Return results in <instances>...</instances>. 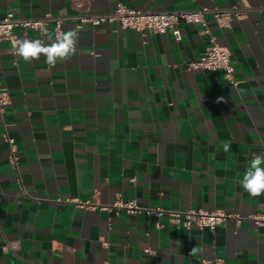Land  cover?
I'll list each match as a JSON object with an SVG mask.
<instances>
[{"label": "crops", "instance_id": "obj_1", "mask_svg": "<svg viewBox=\"0 0 264 264\" xmlns=\"http://www.w3.org/2000/svg\"><path fill=\"white\" fill-rule=\"evenodd\" d=\"M117 4L236 10L227 28L205 18L236 84L187 66L208 43L197 25L181 24L176 41L170 31L82 20ZM9 13L60 17L62 31L74 28L79 39L55 68L1 45L10 104L0 117V264H264V194L251 197L239 184L252 155L264 153V0H0V18ZM47 29L19 38L47 43L53 24ZM5 130L18 145V169ZM117 200L143 210L102 209ZM190 209L243 219L212 233L182 224L177 214ZM11 242L16 252L5 250Z\"/></svg>", "mask_w": 264, "mask_h": 264}, {"label": "built area", "instance_id": "obj_2", "mask_svg": "<svg viewBox=\"0 0 264 264\" xmlns=\"http://www.w3.org/2000/svg\"><path fill=\"white\" fill-rule=\"evenodd\" d=\"M211 15L219 28H227L231 22L238 17L236 10H220L218 8L203 7L195 11H181V12H145L130 9L122 4H117L115 8L107 14H88L82 17V20L91 26H98L102 23L118 22L122 28L135 30L143 33L145 31L151 33H165L170 31L176 41L181 40L180 25L193 24L199 26L200 34L208 38L207 47L202 54L199 61L187 64L191 68H201L216 72L224 80L236 84L234 79V67L231 64L229 53L223 49L217 37L213 35L206 23V16ZM49 23L53 24L54 35L62 31L63 20L60 17L47 15L40 19H20L15 18L12 14H7L0 18V50L4 41L9 42L12 46L13 40L18 39L20 35H27L29 30H36L44 35L48 32L47 26ZM10 104V98L6 90L0 86V117L4 115ZM3 138L8 146V160L18 169L19 151L18 145L14 138L9 136L5 130ZM17 181L21 184L20 174L17 173ZM102 209L117 211L124 210L129 214H135L143 210L139 204L134 201L117 200L112 205L102 206ZM151 211V210H148ZM155 212H161L155 210ZM178 217L183 216L182 224L191 228L196 226L198 228H208L212 233L215 232L216 227L230 219L240 223L243 219L238 214H228L222 210L204 211V210H186L179 212ZM252 219L259 221V216H251ZM18 246L15 242H11L5 246V250L16 252Z\"/></svg>", "mask_w": 264, "mask_h": 264}, {"label": "clouds", "instance_id": "obj_3", "mask_svg": "<svg viewBox=\"0 0 264 264\" xmlns=\"http://www.w3.org/2000/svg\"><path fill=\"white\" fill-rule=\"evenodd\" d=\"M79 39V32L70 28L67 31H61L48 34L47 43L41 39H14L12 51L15 56L21 58L25 63H31L39 60L41 56L46 58V63L50 68H55L58 62L70 59L76 54V44ZM225 152L230 151L231 145H223ZM240 186L251 197H259L264 194V153L253 154L250 163L239 180ZM194 252L195 249H192Z\"/></svg>", "mask_w": 264, "mask_h": 264}]
</instances>
